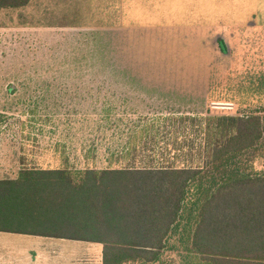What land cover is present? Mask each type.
Listing matches in <instances>:
<instances>
[{
    "label": "rangeland",
    "instance_id": "1",
    "mask_svg": "<svg viewBox=\"0 0 264 264\" xmlns=\"http://www.w3.org/2000/svg\"><path fill=\"white\" fill-rule=\"evenodd\" d=\"M259 68H264V0H30L3 8L5 176L16 175L20 155L27 165H59L56 142H64L71 162L83 166L92 162H85L82 148L94 140L93 164L105 165L107 147L120 145V116L132 119L126 118V129L171 112L245 113L255 99L210 100L223 92L213 86L228 73ZM106 113L115 125L103 123ZM6 235L24 240L20 246L37 254L23 239L35 236ZM71 242L74 256L61 264H101L99 243ZM181 257L166 251L158 261L135 264H182Z\"/></svg>",
    "mask_w": 264,
    "mask_h": 264
},
{
    "label": "trees",
    "instance_id": "2",
    "mask_svg": "<svg viewBox=\"0 0 264 264\" xmlns=\"http://www.w3.org/2000/svg\"><path fill=\"white\" fill-rule=\"evenodd\" d=\"M30 0H0V10ZM222 51L227 50L221 38ZM220 101L249 103L245 113L171 112L124 127L94 165V140L83 166L64 142L60 164L27 165L0 178V230L98 242L101 264H264V68L228 73ZM111 114L103 123L115 125ZM138 119H143L139 116Z\"/></svg>",
    "mask_w": 264,
    "mask_h": 264
},
{
    "label": "crops",
    "instance_id": "3",
    "mask_svg": "<svg viewBox=\"0 0 264 264\" xmlns=\"http://www.w3.org/2000/svg\"><path fill=\"white\" fill-rule=\"evenodd\" d=\"M8 164L9 161L7 160V158H5V156L0 157V178L7 177L5 176V174L7 171ZM6 234L35 236V237H31V238L27 237L23 239L27 240L26 241L27 245L28 242L29 243L31 242L32 246L30 248L31 250H35L37 254H33V253L30 254L29 251L27 253L26 249L23 248L24 245L21 244L22 247L20 246L19 242L24 240H20L19 238L7 239ZM72 240H74L75 243H77L76 241L79 239H69V238H61L54 236H45V235L18 233V232L0 230V246H3V248L0 249V264H61L62 258H65L66 260L69 261L74 256V255L72 256V252H71L70 243H72L71 242ZM62 241L65 243V249H62ZM89 248L92 249L93 246H90ZM98 248L100 249L101 252L102 250L101 243H99Z\"/></svg>",
    "mask_w": 264,
    "mask_h": 264
},
{
    "label": "water",
    "instance_id": "4",
    "mask_svg": "<svg viewBox=\"0 0 264 264\" xmlns=\"http://www.w3.org/2000/svg\"><path fill=\"white\" fill-rule=\"evenodd\" d=\"M215 104H225V103H215Z\"/></svg>",
    "mask_w": 264,
    "mask_h": 264
}]
</instances>
